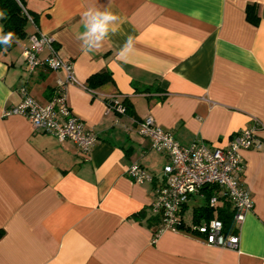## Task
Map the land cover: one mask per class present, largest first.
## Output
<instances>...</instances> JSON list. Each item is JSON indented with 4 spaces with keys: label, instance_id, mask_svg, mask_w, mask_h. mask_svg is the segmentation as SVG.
<instances>
[{
    "label": "crops",
    "instance_id": "crops-1",
    "mask_svg": "<svg viewBox=\"0 0 264 264\" xmlns=\"http://www.w3.org/2000/svg\"><path fill=\"white\" fill-rule=\"evenodd\" d=\"M21 1L31 13L26 38L0 50V264H264V148L241 153L240 182L253 207L236 225L231 251L207 246L193 230L205 222L194 217L202 207L214 209L212 220L233 210L214 187L189 200L180 227L154 240L160 216L150 207L168 162L136 131L150 117L182 147L222 149L240 131L264 125V0ZM89 7L120 17L118 33L94 51L79 39ZM36 33L73 65L77 84L67 103L97 137L87 155L34 132L22 116H3L22 102V89L44 107L65 81L61 70L28 73L23 51ZM129 35L134 50L121 59ZM102 73L110 77L105 84L85 88ZM109 100L125 113L109 110ZM131 164L151 181L133 184Z\"/></svg>",
    "mask_w": 264,
    "mask_h": 264
},
{
    "label": "built area",
    "instance_id": "built-area-1",
    "mask_svg": "<svg viewBox=\"0 0 264 264\" xmlns=\"http://www.w3.org/2000/svg\"><path fill=\"white\" fill-rule=\"evenodd\" d=\"M23 13L28 21L32 22L24 9ZM44 51L47 55L42 58ZM23 61L28 73L37 68L53 72L61 70L66 74L65 81L57 82L54 96L44 107L22 89V102L5 111L3 116H22L34 132L48 133L60 143L71 142L82 154L87 155L96 144L97 137L93 130L85 128L84 123L68 106V87L77 84L72 63L63 61L52 40L40 33L29 36L28 45L23 51ZM111 101L113 100L108 102L109 110L118 114L125 113L123 107L117 103L112 106ZM136 131L139 136L148 139L152 150L164 156L168 162L163 169L161 187L155 190V201L150 207L153 213L160 216L159 229L154 240L163 232L180 227L181 214L186 204L208 187L217 188L220 197L230 202L234 210L235 225L240 224L244 216L252 210L249 192L240 182L244 169L241 153L261 151L264 148V139L259 135L264 131V125L256 122L252 127L240 131L231 138L228 146L222 149L207 148L199 144L182 147L150 117L138 122ZM127 175L135 185L151 181V177L138 164H131ZM215 201V198L211 199L210 207H213ZM193 230L207 246L231 251L238 248V236H225L223 224L219 220L203 222L194 226Z\"/></svg>",
    "mask_w": 264,
    "mask_h": 264
},
{
    "label": "trees",
    "instance_id": "trees-1",
    "mask_svg": "<svg viewBox=\"0 0 264 264\" xmlns=\"http://www.w3.org/2000/svg\"><path fill=\"white\" fill-rule=\"evenodd\" d=\"M23 9L30 16L31 13L25 9L24 4L21 0H0V12L4 14V18H1L3 33L12 32L13 38L10 46L0 44V50H10L15 42L26 38L25 29L28 23V19L23 13ZM247 19L253 24L257 25L259 18L256 13V9L253 6H248L247 8ZM109 75L106 73L98 74L92 76L87 81L86 89L91 90V88L96 86H101L109 80ZM228 206L230 202L226 201ZM213 208L207 206L202 207L199 212L194 214L195 221L199 223L200 220L209 222L213 219ZM217 220L221 221L223 224V234L225 236L236 235V225L233 221L234 210L229 207L225 209H220L218 214H216Z\"/></svg>",
    "mask_w": 264,
    "mask_h": 264
},
{
    "label": "clouds",
    "instance_id": "clouds-1",
    "mask_svg": "<svg viewBox=\"0 0 264 264\" xmlns=\"http://www.w3.org/2000/svg\"><path fill=\"white\" fill-rule=\"evenodd\" d=\"M0 18H4L2 12H0ZM81 19L84 31L79 39L87 51L99 50L110 35H116L119 31L120 17L106 8L101 10L97 7H89L83 12ZM13 35L12 32L3 33L0 28V44L10 46ZM133 50V37L129 35L120 50V58L125 59Z\"/></svg>",
    "mask_w": 264,
    "mask_h": 264
},
{
    "label": "rangeland",
    "instance_id": "rangeland-1",
    "mask_svg": "<svg viewBox=\"0 0 264 264\" xmlns=\"http://www.w3.org/2000/svg\"><path fill=\"white\" fill-rule=\"evenodd\" d=\"M198 205H201V203L198 202V203H192V204H190V205H189V213H190V211H191L192 208H194V207H196V206H198ZM186 221L188 222V220H186Z\"/></svg>",
    "mask_w": 264,
    "mask_h": 264
}]
</instances>
